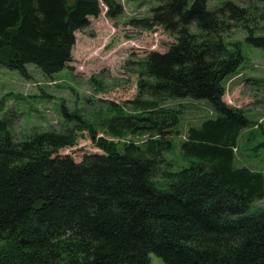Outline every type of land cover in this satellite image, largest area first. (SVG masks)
<instances>
[{"label":"trees","instance_id":"obj_1","mask_svg":"<svg viewBox=\"0 0 264 264\" xmlns=\"http://www.w3.org/2000/svg\"><path fill=\"white\" fill-rule=\"evenodd\" d=\"M209 3L160 0L129 22L175 43L144 57L125 106L111 104L93 123L62 108L73 126L22 141L11 119H0V264H149L151 254L164 264H264V209L253 210L264 200V174L235 166L251 123L223 102L224 81L245 57L221 35L252 20L232 1ZM103 7L109 19L123 13L117 0H0V66L23 77L29 64L46 78L68 69L75 33ZM251 30L247 41L264 47ZM182 99L208 103L215 117L188 129L187 165L173 170L164 155L181 110L166 104ZM85 130L101 154L79 162L59 154Z\"/></svg>","mask_w":264,"mask_h":264},{"label":"rangeland","instance_id":"obj_2","mask_svg":"<svg viewBox=\"0 0 264 264\" xmlns=\"http://www.w3.org/2000/svg\"><path fill=\"white\" fill-rule=\"evenodd\" d=\"M117 1L123 13L109 19L103 7L98 18H90L89 26L75 33L72 63L52 78H46L30 64L26 66L27 77L0 66V119H11L10 131L16 141L24 140L33 132L63 131L66 126H73L74 121L64 122L62 108L93 123L107 114L111 104L125 106L137 94L139 64L144 57L153 51L164 53L175 43V38L160 28L144 31L129 24L133 19L149 17L160 0ZM226 1L249 9L252 20L246 29L236 25L221 35L226 44H239L245 57L240 69L224 81L223 102L241 110L251 123L249 129L241 132L235 166L264 174V147H259L264 144V47L247 41L249 29L254 37L264 38V0H210L209 4L220 6ZM166 106L181 110L179 135L172 138L173 148L164 155L172 169L178 170L187 165L181 144L188 129L199 127L215 115L204 101L172 100ZM97 133L98 137L103 136L101 130ZM144 139L128 136L125 140L141 143ZM94 153L101 154V151L92 144L86 130L79 132L73 148L59 152L76 162ZM262 209L264 200L254 202L253 210ZM149 258V264H164L153 254Z\"/></svg>","mask_w":264,"mask_h":264}]
</instances>
